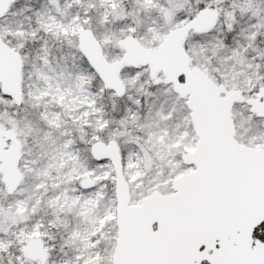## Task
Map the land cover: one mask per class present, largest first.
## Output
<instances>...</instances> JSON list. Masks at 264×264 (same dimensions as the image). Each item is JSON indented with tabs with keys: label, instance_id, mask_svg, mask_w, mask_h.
Segmentation results:
<instances>
[{
	"label": "snow or ice",
	"instance_id": "snow-or-ice-1",
	"mask_svg": "<svg viewBox=\"0 0 264 264\" xmlns=\"http://www.w3.org/2000/svg\"><path fill=\"white\" fill-rule=\"evenodd\" d=\"M0 264H264V0H0Z\"/></svg>",
	"mask_w": 264,
	"mask_h": 264
}]
</instances>
